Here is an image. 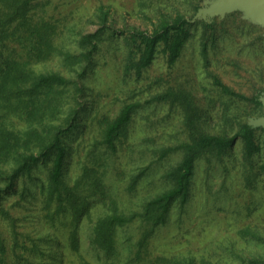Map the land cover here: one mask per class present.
<instances>
[{
  "label": "trees",
  "instance_id": "16d2710c",
  "mask_svg": "<svg viewBox=\"0 0 264 264\" xmlns=\"http://www.w3.org/2000/svg\"><path fill=\"white\" fill-rule=\"evenodd\" d=\"M42 2L0 0V264H53V257L45 260L41 246L59 244L60 240L74 252L87 242L101 264H194L163 255L151 258L150 242L170 223L182 224L179 218L191 203L200 161L208 173L221 168L228 174L226 162L240 142L243 180L249 188L256 185L260 125L246 121L238 123L234 131L207 133L201 128L198 90L183 86L153 97L156 103L169 102L181 109L188 137L174 147L160 150L161 158L170 153L181 154L180 161L166 175L169 188L137 201L134 209L116 201L114 194L109 196L103 179L107 169L114 167L117 143L126 136L141 104H125L115 118L106 120L101 140L93 142L84 155L85 161L76 165L79 174L72 183L67 169L75 150L68 141L75 135L77 139L83 136L84 108H80V98L86 75L94 69L95 56L106 40L104 36L109 41L118 34L123 36L125 73L140 77L159 54L173 67L191 41L193 31L200 28V53L208 66L209 52L215 49L218 36L217 19L222 15L215 8L224 0H157L156 4L154 0H142L151 9L143 12L150 25L146 30L117 31L113 21L109 24L108 10L99 7V28L80 35L76 52L57 46L59 26L44 16ZM56 57L66 73L34 68ZM209 78L211 94L216 87L224 98L249 102L256 110L263 107V90L247 97L232 91L216 76ZM67 89L73 90L72 97L63 95ZM70 98L75 106L64 109L71 104ZM205 100L215 109L212 96ZM260 168L264 171V167ZM140 176L141 173L133 179L131 188ZM209 183L206 182L208 186ZM219 188L218 193L226 192L224 183ZM216 193L210 194V201L217 200ZM11 197L16 201H7ZM29 215L35 222L41 221L43 228H50L52 234L46 233L47 228L41 232L44 234L25 228ZM173 216L178 217L173 220ZM239 234L264 244V237L252 228L241 229ZM124 246L129 253L122 260L119 248ZM248 263L262 264L257 259Z\"/></svg>",
  "mask_w": 264,
  "mask_h": 264
},
{
  "label": "rangeland",
  "instance_id": "374dc122",
  "mask_svg": "<svg viewBox=\"0 0 264 264\" xmlns=\"http://www.w3.org/2000/svg\"><path fill=\"white\" fill-rule=\"evenodd\" d=\"M42 1L45 5L44 16L59 26L57 46L71 52L77 51L80 35L99 28L96 18L99 7L108 10L109 24L113 21L117 31L132 28L146 30L150 27L143 12L151 9L146 6L149 3L144 5L142 0ZM156 1L153 3L156 4ZM220 12L222 15L217 19L218 36L215 49L209 52L208 66L200 53V28L193 31L191 41L173 67H169L159 54L140 77L125 73L126 47L123 36L118 34L111 41L107 40V35L104 36L106 40L101 42L95 56L94 69L86 75L85 91L80 98V108H84L83 136L77 139L78 135H75L68 141L75 153L72 150L67 176L71 183L75 181L79 174L76 165L80 160L85 161L84 155L93 142L101 140L106 120L115 118L125 104L140 103L142 107L134 115L126 136L117 143L112 159L114 167L105 172V189L109 196L110 193L114 194L116 201H123L130 209H134L137 201L168 189L166 175L180 161L181 154L170 153L161 158L160 150L186 141L188 134L183 125L181 109L169 102L156 103L152 98L169 89L191 86L199 91L197 103L203 116V131L211 134L234 131L238 123L246 121H255L261 126L257 131L261 155L254 169L258 175L257 183L249 188L243 180L240 142L226 162L228 174H224L221 168L208 173L205 163L200 161L191 203L179 218L182 224L170 223L152 238L150 257L163 255L169 259L175 258L174 261H192L194 264H249V260L257 259L264 264V244L239 234L241 229L249 227L264 237V171L260 168L264 167V105L256 110L249 102L224 98L216 87L213 94L209 91V75L216 76L232 91L247 97L258 90L264 91V1L235 4L229 11ZM58 59L53 58L34 68L66 73ZM63 95L72 97L73 90L67 89ZM211 96L215 109H211L205 100ZM70 99L71 104H66L64 109L75 106ZM62 113H65L63 109ZM140 173L142 176L131 188L133 179ZM206 182H210L209 186ZM222 183L226 192L218 193ZM213 193L217 194V200L210 201V194ZM7 201H16V198L11 197ZM176 211L173 210L174 213ZM177 217L173 216V220ZM25 220L24 227L29 231L44 234L41 232H46L47 228L46 233L52 234L50 228H43L41 221L35 222L33 215ZM41 247L46 253L45 260L53 257V264H101L87 242L80 246L78 252L68 249L61 240L59 244L51 242ZM119 251L122 260L129 253L126 246L119 248Z\"/></svg>",
  "mask_w": 264,
  "mask_h": 264
},
{
  "label": "water",
  "instance_id": "95a60500",
  "mask_svg": "<svg viewBox=\"0 0 264 264\" xmlns=\"http://www.w3.org/2000/svg\"><path fill=\"white\" fill-rule=\"evenodd\" d=\"M256 1H264V0H224V3H222L218 8H215V10L226 11L230 9L232 5H235V4L240 5V4H243L244 2L254 3Z\"/></svg>",
  "mask_w": 264,
  "mask_h": 264
}]
</instances>
